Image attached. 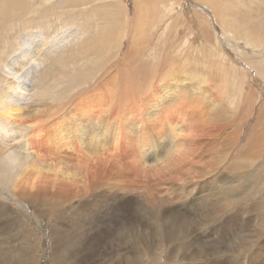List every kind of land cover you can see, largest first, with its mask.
<instances>
[{
    "label": "bare ground",
    "instance_id": "bare-ground-1",
    "mask_svg": "<svg viewBox=\"0 0 264 264\" xmlns=\"http://www.w3.org/2000/svg\"><path fill=\"white\" fill-rule=\"evenodd\" d=\"M133 2L2 4L0 220L22 219L0 225V244L12 242L0 264H39L34 226L57 217L54 264H249L261 241L264 95L247 77L264 85V20L208 0L218 33L198 13L194 28L185 0ZM222 42L242 51L241 67ZM93 213L121 221L112 230L98 215L70 247L63 224Z\"/></svg>",
    "mask_w": 264,
    "mask_h": 264
},
{
    "label": "rangeland",
    "instance_id": "rangeland-1",
    "mask_svg": "<svg viewBox=\"0 0 264 264\" xmlns=\"http://www.w3.org/2000/svg\"><path fill=\"white\" fill-rule=\"evenodd\" d=\"M9 1L10 0H0V10L2 9V6H3L2 4L7 3ZM200 1L201 2H199V0H185V2H186L185 5H184L185 7H183L184 15L186 17L189 16V15L191 16V15H193L195 13H198L199 15H204L208 19V21L214 26V30H218V33H220L221 32V26L216 21V17L213 14V10L210 9V7H207V6H209L207 4V3H209L208 0H200ZM242 1L241 0H239V1L235 0L233 2V0H221V3L219 5V12H221V14H223V15H228V14L229 15L230 14L233 15V14H235V15L239 16L240 14L242 15V13L245 16L251 15V17H253L252 20L255 21V22L261 21L260 19L264 20V0H253V1L252 0H242ZM123 2L126 5L129 6L131 12H133L135 10L134 9L135 6L133 4L134 3L133 0H123ZM38 4L39 3H37L36 5H38ZM224 4H226V6ZM223 5H224V7H223ZM1 14L2 13L0 11V15ZM199 15H197V16L193 15V20L196 23V24L195 23L193 24L194 28H197V21L199 19ZM255 16L258 17V18H255ZM192 23L193 22H191L189 24V26H188L189 28H190ZM30 30H31V27L24 26L22 28V34L25 31L29 32ZM187 31H186V34H184L185 31H184V33L183 32L181 33V38H182V35H184L183 37H186L189 34V30H187ZM0 39H1V36H0ZM1 44H2V41H0V47H1ZM223 44H224V48L226 49V53L229 55V58L231 57L230 59H232V58L234 59V65L236 63L238 66L241 67V65H242L241 63L242 62L240 60V56H241V52L242 51H240L238 47H230L229 45H226V42H224ZM17 45H18V43L15 44L16 47H17ZM11 46L10 47L12 48V50H14L16 48L14 45H11ZM233 48L235 50H232ZM1 50H2V47L0 48V51ZM227 50H229V51L227 52ZM247 79H249L251 81L253 88L256 87L255 88V90L257 89L256 91L262 92L263 95H264V85L262 83V79L260 77H258L256 72L254 74V70H253V75L248 73ZM262 98L264 99V96ZM259 107H260V105L258 104V107L256 108V111L259 110ZM256 115H257V113L255 114V116ZM254 120H253L252 123H255ZM19 214H21V211H19L18 209L12 210V212H11V216L12 217L10 216V218H7V220L6 219L5 220L3 219L2 221L0 220V225H3L4 223H9L13 219H16V220L20 219L21 220L22 216L19 215ZM98 215H99V217L102 216L105 219V220L100 219L101 222L106 224V225H104V227H108V228H110L112 230H115V228H116V226L112 222L117 223V222L121 221L118 218H114L113 219L114 215H112L113 216L112 217L111 215L103 216L100 213H97V214L93 213V214L89 215L87 218L81 219L82 221L81 220L78 221V223H80V224L82 223L81 226H85V224H90L89 226H86L85 228H81V226H77L76 229L74 230L68 223H65V224H63V225H65L64 227H68V228H64L62 230L63 226H61V230L66 234L65 235V242L69 241L70 242L69 246L71 245L73 248H74V246L78 247V245H76V243L79 244V241L83 239L82 235L85 232H87L88 228H92L91 223L96 222V220H99ZM58 218L59 217H57V219H53L52 223L47 225L46 227H44V229H42L40 226H34V229L37 232L36 235H39V236H36V235L35 236L38 237V238L42 237V241L39 242V246H38V261H39V264H54L53 263V258L51 257L52 256L51 255V245H52V243H51L50 236L52 234V232H51L52 228H54L55 223L58 222ZM116 219H118V220H116ZM83 220H86V222L85 221L83 222ZM112 220H115V221H112ZM122 223H124V222H122ZM122 223L120 225H122ZM61 224H62V222H61ZM46 231H48L49 233L46 232ZM62 231L59 232L58 234L62 233ZM120 233H121V231L119 232V234ZM73 235H74V237H73ZM0 236H2V235H0ZM5 237L8 238V236H5ZM260 240L261 241H259L258 244L255 245V247L251 248L249 251L246 250L247 252L254 254V256L252 254L249 256V254H247L246 252L244 253V257L246 258V260L248 259L250 261L249 264L252 261L255 264H264V234H263V236L261 237ZM237 244H241V243L237 242ZM11 246H12L11 240L7 239L4 243L0 244V252L1 251H6ZM220 246L223 247L224 243H220ZM7 253H10V254H7ZM7 253H5L7 256H5V258H3V259H5V261H10L11 259H14L15 255L12 252L7 251ZM228 256L231 257L230 254ZM228 256H226V258H224L223 261L226 264H231V262H230L231 259H228L229 258ZM252 256L254 257V260H251ZM255 256H257L258 258H256ZM221 258H223V257H219V259H221ZM91 260L92 261H90L89 259H85L84 261H86L87 263H84V264H101L105 260L107 261V259H105V258L96 259V260L91 259ZM163 260H165V261H163ZM108 261H110V264H111L113 259L112 260H108ZM211 261H213V260H211ZM94 262H96V263H94ZM213 262H215V261H213ZM139 263H141V264H212V263H209V260H207V259L192 260L189 263L188 260L175 259V258L174 259H168V260H166L164 258H161V259H159V258L158 259H152V258H150V259H140ZM224 263H221V264H224ZM246 264H248V263H246Z\"/></svg>",
    "mask_w": 264,
    "mask_h": 264
}]
</instances>
